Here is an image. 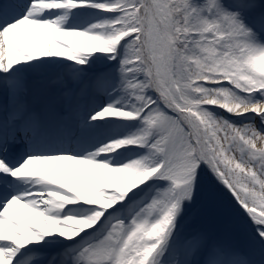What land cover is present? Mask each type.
<instances>
[{"label": "snow or ice", "instance_id": "obj_1", "mask_svg": "<svg viewBox=\"0 0 264 264\" xmlns=\"http://www.w3.org/2000/svg\"><path fill=\"white\" fill-rule=\"evenodd\" d=\"M205 177L259 259L182 229ZM0 264H264V0H0Z\"/></svg>", "mask_w": 264, "mask_h": 264}, {"label": "rangeland", "instance_id": "obj_2", "mask_svg": "<svg viewBox=\"0 0 264 264\" xmlns=\"http://www.w3.org/2000/svg\"><path fill=\"white\" fill-rule=\"evenodd\" d=\"M56 79L55 73L33 76V80L39 84V98L49 100L51 106L58 109L62 99ZM40 106L41 104L38 107ZM229 196L227 190L215 180L205 177L198 188L195 201L185 212L181 227L185 232L199 230L224 240L241 251L252 254L254 259H259L258 248L251 240L246 217L233 205L230 199L232 197ZM224 202L228 205L224 206Z\"/></svg>", "mask_w": 264, "mask_h": 264}]
</instances>
